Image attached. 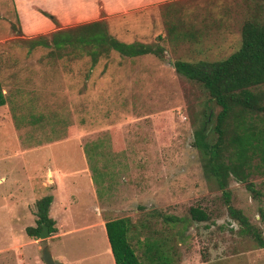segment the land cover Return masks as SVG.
<instances>
[{
	"label": "rangeland",
	"instance_id": "374dc122",
	"mask_svg": "<svg viewBox=\"0 0 264 264\" xmlns=\"http://www.w3.org/2000/svg\"><path fill=\"white\" fill-rule=\"evenodd\" d=\"M67 1L83 11L82 1ZM61 4L0 0V81L8 99L0 106V264H45V245L61 264H113L101 225L121 217L132 223L129 240L141 258L139 244L165 237L175 264H264V247L229 216L193 144L207 95L173 66L177 59L215 60L236 50L243 0H101L96 15L86 17L62 14ZM90 21H104L124 42L159 43L160 34L164 54L111 51L92 65L85 55L49 56V48L30 47L34 38ZM171 22L196 36L169 41ZM60 175L66 182L53 183ZM250 180L261 195L231 179L230 203L264 238V175ZM58 186L61 201L69 197L62 236H28L35 201ZM191 206L209 219L193 221Z\"/></svg>",
	"mask_w": 264,
	"mask_h": 264
},
{
	"label": "trees",
	"instance_id": "16d2710c",
	"mask_svg": "<svg viewBox=\"0 0 264 264\" xmlns=\"http://www.w3.org/2000/svg\"><path fill=\"white\" fill-rule=\"evenodd\" d=\"M240 22V45L228 56L215 60L177 59L173 66L177 73L200 84L207 95L200 126L194 132L193 144L202 158L203 171L212 177L222 190L229 216L239 223L240 231L251 236L260 247L264 238L240 209L230 203L227 188L231 179L242 182L255 197L261 191L255 188L250 177L264 175V0H243ZM229 12V11H226ZM46 14V13H45ZM55 22V18L51 16ZM179 22L169 23L167 39L190 40L196 36L194 29H184ZM158 40L166 39L162 35ZM124 42L108 32L104 21H92L74 27L59 29L48 37L41 35L29 41L30 47L49 48V56L85 55L95 65L99 58L116 51L122 56L136 57L152 54L162 57V43ZM8 102L0 81V106ZM213 104L218 111H213ZM89 161L90 155L85 148ZM89 168L93 181L98 184V174L92 163ZM103 173H101V176ZM52 194L35 201V226H27L28 236L39 237L42 226L49 233L56 231L55 221L49 216ZM193 221L209 219L208 213L198 206H191ZM264 219V210L260 209ZM170 219V218H167ZM131 221L121 217L105 221V231L115 264H175L172 244L167 238H147L143 258L129 240Z\"/></svg>",
	"mask_w": 264,
	"mask_h": 264
},
{
	"label": "crops",
	"instance_id": "0c3cea01",
	"mask_svg": "<svg viewBox=\"0 0 264 264\" xmlns=\"http://www.w3.org/2000/svg\"><path fill=\"white\" fill-rule=\"evenodd\" d=\"M54 1H57V0H50V2H54ZM61 1H62V4L61 5L64 7V9L62 10V14L63 13H66V15H71V16H74V15L81 16V15H83L84 17H86V15L94 16V15H96V8H97L98 11L100 10L99 3H100L101 0H80V1H82L81 2L80 9L83 10V11H80V13L75 12L74 11L75 9H74L73 5H70V3L68 1L67 2H66V0H61ZM51 10H53V8ZM51 12L54 13L53 15H56L57 14V13H55V11H51ZM84 178L86 179V182H87V188H89V192L91 193V190L93 188V182H92V180L90 178V175H85ZM65 179H66V176L60 175V178L59 179L58 178H55L54 181H53V183H55V184L65 183L66 182ZM40 184H43L44 186H47L48 185V183L45 180H41L40 181ZM65 186H67V185H65ZM61 189L62 188L60 186H58V187H55L50 192L52 194V196H53V200H52L51 205L49 207V216L51 218H53L54 221H57V225L55 227L56 228V231L51 232L54 235L56 234L55 236L53 235V238H57L58 236H62L63 231L62 232H59L60 231L59 225H60V223L64 222L63 221V219H64L63 217H65V214L68 212L69 197H67L68 199L65 200V202L63 203V201H61V198L59 197L60 196V193H61ZM58 199H59V201H58ZM54 207L56 208V214H55V215H57L56 217L51 215L52 214V209ZM58 210H60V213L59 214H57ZM58 217H60V218H58ZM59 219H61V220L59 221ZM101 226L105 230V221L102 223ZM105 233H106V231H105ZM109 254H111V259L110 260H112L113 261V264H115L114 263L113 256H112V253H111L110 245H109ZM53 257L55 259V256H53ZM56 258H58L59 260H61V256L56 257ZM112 261H110V262H112Z\"/></svg>",
	"mask_w": 264,
	"mask_h": 264
},
{
	"label": "water",
	"instance_id": "95a60500",
	"mask_svg": "<svg viewBox=\"0 0 264 264\" xmlns=\"http://www.w3.org/2000/svg\"><path fill=\"white\" fill-rule=\"evenodd\" d=\"M48 236H49L48 227L46 225H43L42 230L40 231V234H39V238L45 239ZM42 259L45 264H61L60 261L53 258L49 250V247L47 245H45L42 248Z\"/></svg>",
	"mask_w": 264,
	"mask_h": 264
}]
</instances>
